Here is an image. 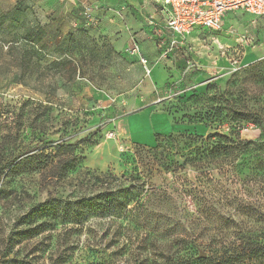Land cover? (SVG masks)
Masks as SVG:
<instances>
[{
    "label": "rangeland",
    "instance_id": "374dc122",
    "mask_svg": "<svg viewBox=\"0 0 264 264\" xmlns=\"http://www.w3.org/2000/svg\"><path fill=\"white\" fill-rule=\"evenodd\" d=\"M17 4L0 1L6 20L0 28V156L56 153L65 143L78 168L62 179L23 169L0 177V255L30 252L24 245L11 250L6 240L23 214L49 198L134 185L145 199L119 218L87 224L69 264L101 254L104 264H164L163 254L183 250L176 241L186 239L201 252L214 242L232 254L255 249L259 258L246 264H264V20L196 29L183 58L170 63L147 25L160 12L157 0ZM135 42L140 54L133 53ZM147 109L186 128L157 134L152 147L135 142L121 122ZM183 133L240 139L224 162L215 160L207 189L199 171L168 167L182 165L183 143L170 136ZM177 178L198 192L187 194ZM197 197L206 204L200 213ZM52 257L46 254V264Z\"/></svg>",
    "mask_w": 264,
    "mask_h": 264
},
{
    "label": "trees",
    "instance_id": "16d2710c",
    "mask_svg": "<svg viewBox=\"0 0 264 264\" xmlns=\"http://www.w3.org/2000/svg\"><path fill=\"white\" fill-rule=\"evenodd\" d=\"M25 1L18 0L17 6L21 7ZM5 22L6 20L0 17V28ZM189 116L186 115L185 118L190 119ZM175 124L180 125L177 121ZM157 138H160V135ZM170 140L182 142L184 150L180 155L183 161L182 165L172 161L168 163V167H175L173 173H178L177 171L184 170L185 167L199 171L200 186L202 185V189H207L209 179H211L214 171L212 167L215 160L224 162L225 158L232 154L230 151L233 150L232 147L236 145V141L240 139L235 140L219 133L207 138L183 133L177 137L170 136ZM214 140L218 141L215 142ZM239 144L249 143L239 142ZM57 147L56 153L50 154L38 152L29 155L33 150H28L24 154L17 156L12 154L8 158H1L0 156V177L6 174L9 176L14 170L23 169L25 172L50 171L57 179L67 178L77 170V159L72 157L69 152L67 153V149L72 147H66L65 143H59ZM158 148H160V144L152 150ZM23 155L24 158H22ZM92 178L97 181L100 179L94 175ZM177 180L181 183L180 188L192 197L194 192H198V187L194 189H191L192 186L189 187L188 180L184 179L183 181L180 178ZM142 195L143 193L139 189L131 185L120 190H115L109 186V188L107 187L100 193L91 196L49 198L45 203L36 205L23 214L12 234L6 240L7 246L11 250H15L16 246L24 245L30 248V252L23 257L15 254L12 259L0 255V264H46L47 261L44 259L46 254L53 255L52 264H69L79 248L82 235L87 233V224L93 219L121 217L123 212H129L128 207L130 205L137 204L138 206L145 199ZM195 200V207L200 213L201 209L206 208V204L199 200V197ZM176 245H180L183 250H178L171 256L163 254L162 258L166 261L164 264H235L240 261L246 264L254 258H259V251H255V249H243L239 254H232L230 250L222 251L220 243L215 244V242L204 244L202 252L200 251L201 245L192 240H177ZM104 258V255L101 254L97 257L98 261L84 259V264H104Z\"/></svg>",
    "mask_w": 264,
    "mask_h": 264
},
{
    "label": "built area",
    "instance_id": "2783aa9c",
    "mask_svg": "<svg viewBox=\"0 0 264 264\" xmlns=\"http://www.w3.org/2000/svg\"><path fill=\"white\" fill-rule=\"evenodd\" d=\"M164 19L155 16L147 19L151 37L158 41L164 60H174L188 48L189 39L196 29L221 31L223 20L230 12H245L264 19V0H157ZM133 53L140 54L138 42ZM141 65L152 75L148 61L141 57Z\"/></svg>",
    "mask_w": 264,
    "mask_h": 264
},
{
    "label": "crops",
    "instance_id": "0c3cea01",
    "mask_svg": "<svg viewBox=\"0 0 264 264\" xmlns=\"http://www.w3.org/2000/svg\"><path fill=\"white\" fill-rule=\"evenodd\" d=\"M160 12L155 16L159 20L164 19V15L162 14L161 7L159 5ZM246 17H251L256 19L255 17L247 14L243 11L241 12H230L226 15L223 20V27L226 24H234L237 23L241 25V21ZM261 19V18H257ZM264 20V19H262ZM223 29V28H222ZM183 58V53H180L178 57L174 60H169L170 63L177 62V60H181ZM158 120L164 122L165 127L162 131L158 130L159 122ZM121 126L124 129L126 135H128L131 140L136 142V139L139 143H143L147 146L152 147L156 144V135H167L170 133H177L183 131L186 127L184 125H176L172 118L169 115H166L163 112H156L154 110H142L136 112L131 116L123 118L121 122ZM157 126V128H156ZM149 137V140L146 141V138Z\"/></svg>",
    "mask_w": 264,
    "mask_h": 264
}]
</instances>
